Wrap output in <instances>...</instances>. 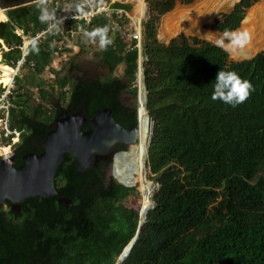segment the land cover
<instances>
[{"label":"trees","instance_id":"obj_1","mask_svg":"<svg viewBox=\"0 0 264 264\" xmlns=\"http://www.w3.org/2000/svg\"><path fill=\"white\" fill-rule=\"evenodd\" d=\"M35 1L0 0V39L7 47H16L5 55L7 65L21 54L23 41L16 29L33 37L47 27L42 5ZM146 2L149 18L142 22L140 52L128 32L111 38L105 17L83 25L81 31L75 28L92 36L90 44L104 41L98 56L108 77L78 78L74 59L67 62V75L56 70V55L68 52L59 48L63 34L56 32L49 41L31 44L24 67L27 84L21 85L24 79L16 81L12 125L22 131L16 167L24 155L43 152L47 134L65 111L80 112L90 121L108 109L123 127L136 125L135 109L120 100L130 86L111 75L123 66L124 76L135 81L141 55L146 108L154 122L147 159L152 180L143 166L146 154L140 166L134 158L137 145L128 150L115 147L118 153L110 169L116 181L106 179L109 161L78 172L76 160L65 155L55 177L57 196L28 199L19 210L9 202L0 205V264H116L136 234L142 205L150 206L151 200L146 224L122 264H264V53L230 62L227 51L196 37L182 35L169 45L161 44L157 25L174 9L175 1ZM258 2L241 0L211 30L236 31L246 11ZM119 21L128 27L124 15ZM86 50L80 47L81 52ZM1 69L12 71L4 65ZM46 70L55 75L57 97L44 89ZM220 70L235 71L253 86L236 107L211 99L212 82ZM30 88L38 89L41 102ZM130 91L136 95V89ZM82 129L89 131L90 125ZM139 179L144 190L138 210L123 209L120 203L138 187ZM151 181L160 185L156 192ZM60 200L70 201V206Z\"/></svg>","mask_w":264,"mask_h":264},{"label":"rangeland","instance_id":"obj_2","mask_svg":"<svg viewBox=\"0 0 264 264\" xmlns=\"http://www.w3.org/2000/svg\"><path fill=\"white\" fill-rule=\"evenodd\" d=\"M175 6L174 9L165 14L160 18V21L157 25V38L161 44L167 45L171 41L177 39L180 36H185L186 38L196 37L201 41H206L211 44L217 45L216 41L218 38H223V33H219L211 30V27L216 25L217 21L223 20V18L228 15L241 0H190V3H185L186 0H174ZM185 1V2H184ZM139 6L136 7L135 11L133 10V17L141 18V22H145V17L143 13L141 15V10L144 3H147L146 0H140ZM135 12V15H134ZM141 15V16H140ZM143 17V18H142ZM136 18V20H139ZM5 22V21H4ZM238 32H246L248 34V42L244 47H233L225 40L223 48L229 54L230 62H241L252 58L253 56L264 53V0H259L258 3L254 4L249 10L246 11L244 20L242 21L240 27L236 30ZM92 38V36H88ZM88 37L85 33L71 34L63 33V41L59 44V48L62 50L65 49L68 52L61 51L62 55L59 56L58 60L54 63V68L56 70H62V75H67L68 73V63L72 62L79 66L80 71L76 73L78 78L90 79V78H104L108 77L109 70L101 65L100 57L98 56L104 47V41L101 39L99 41H93L90 44ZM114 38V36H110ZM103 41V43H102ZM84 45L87 49L86 51L81 52L80 47ZM1 61V60H0ZM7 64V62H2ZM58 67V68H57ZM124 67H119L111 76L118 77L122 79L126 84H129V90L121 92L120 100L122 104L126 107H137L140 102L136 100V95L132 94L130 90L135 89L136 87H141L140 82L138 81V76L140 73H137L135 76V81L129 82V80L124 76ZM28 75V72L25 69H22L19 73V78L24 79ZM28 78V77H27ZM43 80L46 82L44 89L52 90L56 97L59 95L60 90L55 83V75L51 74L50 70H46L42 75ZM27 80L22 81L23 86H26ZM67 89V88H66ZM30 91L36 97L38 102H41L39 97L38 89H31ZM138 95V93H137ZM140 100V98H138ZM66 101H61L65 105ZM50 107L49 105H47ZM138 106V108H139ZM138 111V109H137ZM138 113V112H137ZM137 148L135 150L134 158L137 164L140 166L143 154L137 153ZM111 166L109 165L106 168V179L113 178L111 174ZM140 168V167H139ZM149 179L152 180L153 175L149 173ZM155 182V181H154ZM143 185L138 180V187H135V190H129L130 195L125 202H121L120 205L123 209L131 208L138 210L139 202L141 201V194Z\"/></svg>","mask_w":264,"mask_h":264},{"label":"water","instance_id":"obj_3","mask_svg":"<svg viewBox=\"0 0 264 264\" xmlns=\"http://www.w3.org/2000/svg\"><path fill=\"white\" fill-rule=\"evenodd\" d=\"M3 11L6 12L5 10ZM6 20L8 21V18ZM257 55L248 60L254 59ZM138 65V71L142 72V56ZM137 109L138 107L136 111ZM148 119L151 125V132L143 166L151 173L147 165V159L154 132V122L149 114ZM86 124L90 125L89 131H83L82 129ZM138 141V115L136 125L123 127L114 120L112 112L108 109L99 111L90 121L80 112L69 113L65 111L55 120L54 128L47 134L43 142V152L40 155L32 153L24 155L21 159L22 165L16 167L17 155L8 160H3L0 153V205L9 202L14 208L19 210L21 204L28 199L37 197L50 199L57 196L55 177L65 155H70L76 160L78 172H85L99 161L113 162L117 153L114 154L112 151L117 145L130 146L135 145ZM152 183L156 192L160 185L156 182ZM119 184L122 186L121 183ZM60 202L65 203L67 207L71 203L67 200H60ZM153 205V200H151L150 206L144 211L142 220L140 215L136 234L124 248L116 264L124 263L129 257L141 235L142 228L146 224L147 215L152 210Z\"/></svg>","mask_w":264,"mask_h":264},{"label":"built area","instance_id":"obj_4","mask_svg":"<svg viewBox=\"0 0 264 264\" xmlns=\"http://www.w3.org/2000/svg\"><path fill=\"white\" fill-rule=\"evenodd\" d=\"M140 0H36L34 4L42 5V16L47 13V17L43 18L47 27L45 30L38 32L33 37H25L23 31L16 29L15 33L22 38V45L18 48L21 51L20 57L11 59L10 64H3L8 66L13 71L10 74L11 81L8 84L0 82V153L3 160H8L15 155V149L21 141L22 131L14 128L12 125V112L16 109L14 102V91L16 89V81L19 78V73L22 69H25L26 58L28 57V48L31 44L41 41H49L51 35H55L56 32L63 34H80L75 28L78 27L81 31L83 25L89 26L91 22L98 17H105L108 22V33L111 36H116L117 33L128 32L129 40L136 42V49L141 50V44L143 40L142 36V22L141 18L133 17L132 12L140 4ZM144 1V0H143ZM145 19L148 16L147 4L144 3ZM131 5L132 9L126 11L120 6ZM63 11L61 12V9ZM125 16L128 21V27H124L119 19ZM140 15V16H141ZM129 29V31H126ZM16 47H7L0 39V55L1 61L6 62V54L13 52ZM56 55L55 61L58 60ZM55 63V62H54ZM33 66V64H31ZM3 72L0 71L2 75Z\"/></svg>","mask_w":264,"mask_h":264},{"label":"clouds","instance_id":"obj_5","mask_svg":"<svg viewBox=\"0 0 264 264\" xmlns=\"http://www.w3.org/2000/svg\"><path fill=\"white\" fill-rule=\"evenodd\" d=\"M147 8H148V4H147ZM46 17H47V13L45 12L44 15L42 16V19L46 18ZM146 20L147 19H145V21ZM248 39H249V37H248V34L246 32H238V31L229 32L228 30H225L223 33V38H218L216 43L219 46H223L225 44V40H226L228 42V44H230L231 46L242 48L248 42ZM102 43H103V41H102ZM141 47H142V44H141ZM140 51L141 50H139V52ZM140 57H141V55H139V60H140ZM138 64H139V62H138ZM138 68H139V65H138ZM138 70H137V73L141 72ZM141 74L143 76L141 84L143 86L144 94L147 97V91H146V87H145V83H144V67H143V71L141 72ZM135 89L137 90L135 97H136V100L138 102L139 92H140L139 85ZM253 90L254 89H253L251 82L246 80V79H243L237 72L220 70L216 74L215 80L212 82L211 99L212 100L218 99L224 104L230 105L232 107H236L237 105L243 103L249 97L250 93ZM137 93H138V95H137ZM138 106H139V103H138ZM146 106H147V102L145 104V109L147 111ZM137 107H133L135 109V111H136ZM147 113H148V111H147ZM136 115H137V111H136ZM115 153L116 152H114V154ZM109 162H111V164H113L112 161H109ZM111 164H110V166H111ZM152 182H154V181H152Z\"/></svg>","mask_w":264,"mask_h":264},{"label":"bare ground","instance_id":"obj_6","mask_svg":"<svg viewBox=\"0 0 264 264\" xmlns=\"http://www.w3.org/2000/svg\"><path fill=\"white\" fill-rule=\"evenodd\" d=\"M142 9H144V6L142 7ZM135 12H134V15H135ZM143 14L145 15V12ZM0 71L3 72L2 75L0 74V82L4 83V84H8L11 81L9 76H10V74L13 73V71L6 70V69H1ZM139 73H140V75L138 76V81L140 82V85H141V87L139 88L140 89V92H139L140 100H138L140 102V106H139L138 111H137L138 112L137 115H138V127H139V141L135 145H137V147H138L137 148V153L139 155H141L143 152L146 151V148H147V145H148V140H149V135H150V132H151V125H150V121L148 119L147 111L145 109L146 97H145V94H144L143 86L141 84L143 76H142L141 72H139ZM135 145H130V146H135ZM130 146H126L127 150H128V148ZM116 153H118V152H116ZM113 161H114V159H113ZM141 174H142V181H143L144 180V173L141 171ZM143 189H144V187H143ZM147 196H148V194H147ZM146 203H147V200L145 201V204ZM148 207H145L144 204L142 205V208L140 210L141 220L144 217L145 209L148 208Z\"/></svg>","mask_w":264,"mask_h":264},{"label":"flooded vegetation","instance_id":"obj_7","mask_svg":"<svg viewBox=\"0 0 264 264\" xmlns=\"http://www.w3.org/2000/svg\"><path fill=\"white\" fill-rule=\"evenodd\" d=\"M5 11H6V10H5ZM5 14H6V12H5ZM6 21H7V20H6ZM122 105H123V104H122ZM123 106H124V105H123ZM124 107H126V106H124ZM130 108H131V107H130ZM125 147H126V146H125ZM112 152L114 153V152H117V151L113 150ZM134 155H135V154H134ZM110 164H111V162H110ZM108 180H109V179H108Z\"/></svg>","mask_w":264,"mask_h":264}]
</instances>
